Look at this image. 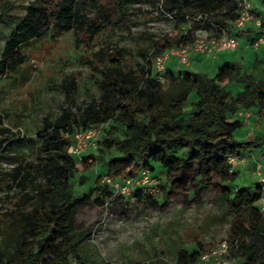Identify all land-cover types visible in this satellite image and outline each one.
<instances>
[{"label": "trees", "instance_id": "16d2710c", "mask_svg": "<svg viewBox=\"0 0 264 264\" xmlns=\"http://www.w3.org/2000/svg\"><path fill=\"white\" fill-rule=\"evenodd\" d=\"M86 2L95 7L91 17L83 12ZM138 2L29 0L20 22L3 45L0 74L16 72L28 57L26 47L30 42L47 35L75 31L77 40L88 44L103 27L128 29L130 20L125 7ZM161 12L174 15L175 28L155 41L153 57L192 42L198 26L231 27L238 15L233 0H162ZM187 22H191V28L180 33L179 24ZM157 74L160 73L154 74L152 67H147L139 79L133 80L131 72H124L121 66L107 67L103 72L101 99L93 101L81 119H73L62 131L65 118L59 117L37 131L36 139L46 149L37 168L46 175L48 185L34 195H26L32 205L30 209L24 205L12 215L13 232L0 236V264H86L79 247L90 238V233L79 237L84 231L75 229V208L89 197L73 195L70 178L75 171L86 170L93 164L85 165V156L79 162L74 161L76 156L71 149L77 124L99 128L109 120L121 125L128 136L119 138L112 126L108 131L110 137L101 141L104 149H115L121 155L105 163L108 176L123 179L148 169L152 175L159 177L162 172L168 179L183 174L194 184L195 194L203 187L212 189L223 196L226 209L235 216L229 240L236 242L233 254L242 258L238 264H264V210L258 205L259 185L256 181L253 188L243 186L234 190L225 185L235 179L229 172V155L244 149H264V130L241 141L234 135L244 124L236 115L240 111L252 109L255 115L264 118V79L242 73L238 62L223 64L213 76L203 71L185 69L174 74L165 70L162 82L157 80ZM232 82H244L245 86L232 95L225 88ZM192 93L197 97L195 100H190ZM186 106L190 108L188 115L183 111ZM7 130L0 126V134ZM3 140L0 135V144ZM177 147L183 150L181 156L175 154ZM156 166L160 172H156ZM30 171L34 174V170ZM18 173L16 168L11 176ZM28 176L26 173L24 179ZM176 181L172 182L170 192L174 191ZM8 184V178H0V187ZM105 188V193L111 196V191ZM143 196L139 191L134 193L138 201ZM145 202L153 204L156 200L147 196ZM245 209L250 212L244 216L241 213ZM201 251L202 246L192 251L179 247L175 264H195ZM148 262L166 264L155 258Z\"/></svg>", "mask_w": 264, "mask_h": 264}, {"label": "rangeland", "instance_id": "374dc122", "mask_svg": "<svg viewBox=\"0 0 264 264\" xmlns=\"http://www.w3.org/2000/svg\"><path fill=\"white\" fill-rule=\"evenodd\" d=\"M161 2L140 0L128 4L125 10L129 14V28L103 27L88 44L79 42L75 31L31 41L26 47L28 57L18 70L0 74V126L8 129L0 134L4 137L0 144V178L9 179L8 185L0 187V236L13 232L11 217L17 210L24 205H27L25 209L32 207L26 195H34L48 185L46 175L37 168L46 152L36 139L37 131L44 128L46 122L53 123L59 117L65 118L62 131L73 119H81L88 106L101 99L103 72L107 67L119 65L124 72H131L133 80L139 79L147 67H152L154 74L157 72L153 68L152 56L155 41L175 28L174 15L161 12ZM28 3L29 0H0V54ZM252 5L254 13L264 21V0L253 1ZM82 9L88 17L95 12L91 2L84 3ZM190 23H180L178 31L184 33L191 28ZM212 32L209 24L198 26L194 29V37ZM253 32L245 37L249 31L233 30L238 37V47L215 58L197 63L192 61L185 66L176 57H171L164 71L177 74L186 69L213 76L223 64L238 62L242 73L264 79V44L252 45L251 38L256 35V29ZM164 71L156 75L157 80L164 81ZM244 86V82H232L225 88L235 95ZM196 98L194 93L190 95V100ZM183 111L188 115L189 106ZM254 122L257 123L255 133L260 134L264 130V118L256 120L254 117ZM112 126L116 127L119 138L128 136L113 120L100 125L82 155V159L86 157L85 165L93 166L75 171L70 178L72 194L89 197L87 202L75 208V229L84 231L79 237L90 233V238L82 241L79 247V254L86 264H150L148 261L154 258L157 262L160 259L166 264H175L179 247L192 251L202 246L204 250L230 239V225L235 216L226 209L223 196L207 187L195 194L194 184L183 174L168 179L156 166L159 177L151 175L158 182L159 193L151 196L156 200L153 204L145 202L147 196L143 194V200L138 201L135 192L106 194L104 188L113 193V187L103 181L105 163L121 156L115 149L106 150L101 144L104 137H110L108 131ZM90 128L79 123L76 132L86 133ZM251 128L243 124L235 131V138L240 141L248 138ZM182 151L177 147L175 154L181 156ZM252 152L260 169L264 170V149L256 148ZM73 159L76 162L82 160L80 157ZM16 168L19 173L12 177ZM250 170L249 165L245 170L240 168L234 174V182L225 185L231 190L257 186ZM26 173L29 176L24 179ZM175 180L174 191L170 192ZM96 198L98 202L94 201ZM249 212L250 209H245L241 214L245 216ZM236 256L238 263H242V258Z\"/></svg>", "mask_w": 264, "mask_h": 264}, {"label": "built area", "instance_id": "2783aa9c", "mask_svg": "<svg viewBox=\"0 0 264 264\" xmlns=\"http://www.w3.org/2000/svg\"><path fill=\"white\" fill-rule=\"evenodd\" d=\"M237 6L238 15L231 22L234 31H244L249 25L256 29V35L251 38L254 47L264 44V21L254 13L253 1L256 0H233ZM195 20H199L196 17ZM212 33L209 35H201L192 42L183 47H171L162 54L154 56L153 68L162 73L165 69L167 61L171 57H176L181 63L190 64L192 55L201 54L206 59L215 58L224 51H232L238 47V37L230 32L229 27L215 28L210 24ZM254 113L250 110H244L237 113L238 116H244L245 121ZM98 128L91 127L86 133H75L74 142L71 152L76 157L82 159L83 153L87 150L88 144L91 143L90 138L96 136ZM255 133V126L247 133L252 136ZM245 151L232 154L227 157V164L231 174H237L240 168L246 167L249 159L255 163L252 173L256 176V181L260 188V198L258 200L259 207L264 210V170L260 169L259 162L252 156H248ZM103 181L113 187V193L131 194L139 191L145 196H153L159 193L158 182L153 178L148 169H143L136 176L126 177L124 179L111 178L107 174L103 176ZM237 249L236 242L231 240H222L208 249H204L198 256L195 264H238L237 256L233 253Z\"/></svg>", "mask_w": 264, "mask_h": 264}, {"label": "crops", "instance_id": "0c3cea01", "mask_svg": "<svg viewBox=\"0 0 264 264\" xmlns=\"http://www.w3.org/2000/svg\"><path fill=\"white\" fill-rule=\"evenodd\" d=\"M257 1H259V0H257ZM253 26L252 25H249L245 30H244V32H246V31H249V33L248 34H246V36L245 37H247V36H249L250 34H252V33H254L253 32ZM230 32H232L234 29L232 28V27H230ZM255 30V29H254ZM201 59V60H200ZM204 60H207L205 57H203L201 54H198V53H195V54H193L192 55V61H193V63L195 62V63H197V62H201V61H204ZM205 64V63H204ZM185 66H187V65H189V64H184ZM240 117H243L242 119H243V121H244V124H246L247 126H255V124H257V123H255L254 122V117H255V119L256 120H259L260 119V117L258 116V115H255V114H253L252 116H251V118L247 121V122H245V119H244V116H240ZM243 151H245V152H247L248 153V151H250V153H249V155H252L253 157L255 156L254 155V152H252V150H250V149H244ZM250 166L251 167V174L250 175H252V176H254V178H256L255 177V175H253L252 174V171L254 170V167H255V163H253L250 159H249V161H248V163H247V165H246V167H243V168H241V169H243V170H245V169H247V166Z\"/></svg>", "mask_w": 264, "mask_h": 264}]
</instances>
